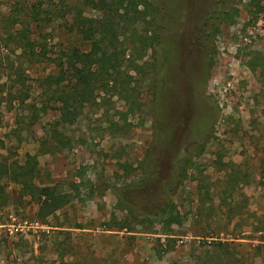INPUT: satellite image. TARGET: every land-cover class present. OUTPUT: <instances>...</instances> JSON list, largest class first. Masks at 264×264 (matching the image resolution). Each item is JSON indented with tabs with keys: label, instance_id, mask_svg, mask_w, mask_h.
Here are the masks:
<instances>
[{
	"label": "rangeland",
	"instance_id": "1",
	"mask_svg": "<svg viewBox=\"0 0 264 264\" xmlns=\"http://www.w3.org/2000/svg\"><path fill=\"white\" fill-rule=\"evenodd\" d=\"M150 1L158 14L168 11ZM191 1L170 0L166 32L156 18L166 40L156 47L161 60L175 55L161 85L153 77V86L140 89L136 106L102 93L74 117L62 99L33 122L11 104L9 89L15 73L37 77L49 68L29 67L13 33L29 21L34 37H50L54 54L81 41L59 25L39 26L38 0H0V158L37 155L42 183H58L73 198L42 219L37 201L9 183L0 198V264H264V0L222 2L238 14L231 23L216 21L221 32L211 43L204 98L200 49L189 37L215 0ZM154 55L155 48L151 63ZM55 123L71 145L55 149L47 140ZM194 145L201 155L192 157L188 177L175 180L179 159ZM231 167L240 171L238 182ZM170 200L185 215L182 226L167 228L136 206ZM235 205L240 220L227 216ZM169 237L175 246L163 252Z\"/></svg>",
	"mask_w": 264,
	"mask_h": 264
},
{
	"label": "trees",
	"instance_id": "2",
	"mask_svg": "<svg viewBox=\"0 0 264 264\" xmlns=\"http://www.w3.org/2000/svg\"><path fill=\"white\" fill-rule=\"evenodd\" d=\"M189 2L192 4L191 0ZM222 2L225 3V0H215L211 4L200 18L197 29L189 37V41L200 49L199 63L202 70L199 74L202 78L197 82H201L202 98L204 81L208 78L214 57L211 43L213 37L221 32L220 24L216 21L231 23L238 14L237 7L232 9L233 12H229L230 10L221 6ZM161 3L168 5V11L165 10L160 15L150 0H38L35 8L41 20L39 26L50 28L59 25L69 34L79 38L81 45L61 47L55 54L50 53V37H34L29 21L25 20L28 22L27 28L13 33V39L22 44V54L29 67L42 64L48 66L49 72L37 77L25 75L26 72L15 73L14 83L9 89L11 104L14 105L16 101L27 112L23 118H29L33 122L48 114L53 104L62 99L65 100L64 108L74 117L83 111L86 103L102 93L131 99V105L136 106L140 89L153 86L154 78L155 87L162 81V60L156 47L166 40L164 34L158 31L156 18L160 15L163 19L166 32L165 20L170 15V0H161ZM153 48L155 55L151 63L148 56ZM168 59L170 60V56ZM155 95L159 96L161 92L155 91ZM204 118L201 124L208 125L209 120ZM22 119L19 118V121ZM56 124L58 123L49 130L51 135H48L47 140H54L55 149L71 145L70 138L61 132ZM202 151L203 148L199 153L198 147L194 145L182 154L174 172L175 180L181 181L182 178L188 177L192 157L200 156ZM229 164L227 163L228 167ZM180 169L184 170V175H180ZM230 170V179L238 182L241 178L240 171L236 167H231ZM40 176L37 155L28 154L24 162L11 160L8 156L1 157L0 198H4L9 183L19 185L22 197L28 196L37 201L38 216L42 219L72 202L71 193L61 189L58 183L52 184L53 181L42 183ZM231 190H234V186ZM153 205L136 206L144 210L146 215L156 216L157 222L167 228L184 224L185 215L173 201ZM241 215L237 205L228 209L227 216L230 219L239 216L240 220ZM238 226L237 222L234 227ZM251 230L256 231L254 224L251 225ZM262 238L264 237L259 240H264ZM173 242L174 238L169 237L163 252L172 250L175 246ZM226 245L228 243H222L221 249Z\"/></svg>",
	"mask_w": 264,
	"mask_h": 264
},
{
	"label": "flooded vegetation",
	"instance_id": "3",
	"mask_svg": "<svg viewBox=\"0 0 264 264\" xmlns=\"http://www.w3.org/2000/svg\"><path fill=\"white\" fill-rule=\"evenodd\" d=\"M199 44V43H198ZM174 55H175V53L174 52H172V53H170V61L173 59V57H174ZM169 61V59L168 60H166V61H162V71H161V76H162V78H163V76L165 75V67L167 66V62ZM169 63V62H168ZM166 65V66H165ZM199 65H200V63H198V67H199ZM198 67H197V71H198ZM167 68V67H166ZM201 78H202V75L201 74H198V72H197V80H199V81H201ZM161 83H162V81H161ZM161 83L160 84H158V85H161ZM160 88V87H159ZM159 92H161V91H159ZM193 92V91H192ZM196 128L194 129V131L196 132Z\"/></svg>",
	"mask_w": 264,
	"mask_h": 264
}]
</instances>
